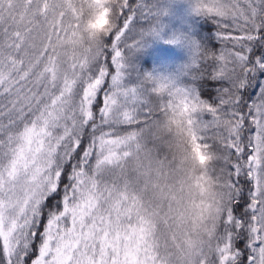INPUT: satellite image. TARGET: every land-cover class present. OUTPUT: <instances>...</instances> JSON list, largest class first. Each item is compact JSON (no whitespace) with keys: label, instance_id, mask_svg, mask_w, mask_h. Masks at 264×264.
<instances>
[{"label":"snow or ice","instance_id":"snow-or-ice-1","mask_svg":"<svg viewBox=\"0 0 264 264\" xmlns=\"http://www.w3.org/2000/svg\"><path fill=\"white\" fill-rule=\"evenodd\" d=\"M195 10L149 87L144 0H0V264H264V0Z\"/></svg>","mask_w":264,"mask_h":264},{"label":"trees","instance_id":"trees-1","mask_svg":"<svg viewBox=\"0 0 264 264\" xmlns=\"http://www.w3.org/2000/svg\"><path fill=\"white\" fill-rule=\"evenodd\" d=\"M155 14L138 18L137 31H144L137 47L129 50L126 59L125 82L129 85H151L148 77L174 81L177 85H187L193 80L191 67L192 54L188 51L198 43H203L209 34L206 18L199 13L196 25L190 32L193 44H190L187 55L179 61L176 55L163 51L171 48L177 38L176 26L178 19L174 18L170 9L173 0H144ZM147 11V9H145ZM170 50V49H168ZM193 51V50H192ZM186 60V62H185Z\"/></svg>","mask_w":264,"mask_h":264},{"label":"rangeland","instance_id":"rangeland-1","mask_svg":"<svg viewBox=\"0 0 264 264\" xmlns=\"http://www.w3.org/2000/svg\"><path fill=\"white\" fill-rule=\"evenodd\" d=\"M170 9L174 18L178 19L177 38L174 39L171 48H168L170 50L167 49L163 53L168 55L170 52L172 55H176L179 61H182L187 55L189 45L193 44L190 32L196 25L199 12L195 10V0H173ZM192 50L193 47L188 53L192 54Z\"/></svg>","mask_w":264,"mask_h":264},{"label":"clouds","instance_id":"clouds-1","mask_svg":"<svg viewBox=\"0 0 264 264\" xmlns=\"http://www.w3.org/2000/svg\"><path fill=\"white\" fill-rule=\"evenodd\" d=\"M98 23H103V18H102L101 21H99Z\"/></svg>","mask_w":264,"mask_h":264}]
</instances>
